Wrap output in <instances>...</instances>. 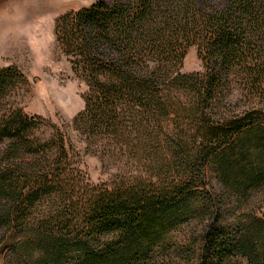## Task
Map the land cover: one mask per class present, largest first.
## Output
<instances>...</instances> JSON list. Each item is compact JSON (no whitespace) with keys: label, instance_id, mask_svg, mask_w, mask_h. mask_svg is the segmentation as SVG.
<instances>
[{"label":"trees","instance_id":"obj_1","mask_svg":"<svg viewBox=\"0 0 264 264\" xmlns=\"http://www.w3.org/2000/svg\"><path fill=\"white\" fill-rule=\"evenodd\" d=\"M54 31L86 86L75 129L131 171L89 182L61 130L3 105L24 75L0 67L5 264H173L193 223L190 264H264V0H96Z\"/></svg>","mask_w":264,"mask_h":264},{"label":"rangeland","instance_id":"obj_2","mask_svg":"<svg viewBox=\"0 0 264 264\" xmlns=\"http://www.w3.org/2000/svg\"><path fill=\"white\" fill-rule=\"evenodd\" d=\"M94 1L58 0L51 4L45 0H0V67L16 66L24 75V82L18 83L3 98V105L44 118L36 131L42 139L49 138L55 129L61 130L89 182L99 184L125 176L131 168L123 161L88 149L83 136L75 129L73 119L84 107L86 86L73 72L69 57L62 52L54 31L59 16ZM182 70H202L195 46L188 48ZM240 97L235 90L233 101L237 102ZM243 101L245 99L238 101L240 106H245ZM248 208L264 217V190L253 196ZM199 232V227L193 223L173 233V242L180 247L169 257L173 264H190L193 258L190 242ZM5 262L6 250L0 249V264ZM236 264L247 263L238 258Z\"/></svg>","mask_w":264,"mask_h":264},{"label":"bare ground","instance_id":"obj_3","mask_svg":"<svg viewBox=\"0 0 264 264\" xmlns=\"http://www.w3.org/2000/svg\"><path fill=\"white\" fill-rule=\"evenodd\" d=\"M42 1V0H41ZM46 1V3H58V0H45Z\"/></svg>","mask_w":264,"mask_h":264}]
</instances>
